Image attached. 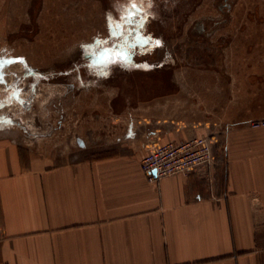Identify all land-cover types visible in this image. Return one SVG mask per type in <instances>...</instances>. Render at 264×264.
I'll list each match as a JSON object with an SVG mask.
<instances>
[{
  "label": "rangeland",
  "instance_id": "rangeland-1",
  "mask_svg": "<svg viewBox=\"0 0 264 264\" xmlns=\"http://www.w3.org/2000/svg\"><path fill=\"white\" fill-rule=\"evenodd\" d=\"M134 2L0 0V134L103 155L138 122L218 123L264 101V0ZM222 3V25L187 33Z\"/></svg>",
  "mask_w": 264,
  "mask_h": 264
},
{
  "label": "crops",
  "instance_id": "crops-1",
  "mask_svg": "<svg viewBox=\"0 0 264 264\" xmlns=\"http://www.w3.org/2000/svg\"><path fill=\"white\" fill-rule=\"evenodd\" d=\"M256 107L218 123L138 122L103 155L91 141L53 151L0 134V264H264V127H249L264 101ZM203 136L210 166L146 180L151 140Z\"/></svg>",
  "mask_w": 264,
  "mask_h": 264
},
{
  "label": "built area",
  "instance_id": "built-area-1",
  "mask_svg": "<svg viewBox=\"0 0 264 264\" xmlns=\"http://www.w3.org/2000/svg\"><path fill=\"white\" fill-rule=\"evenodd\" d=\"M264 127V122H255L251 128ZM212 142L208 137H194L181 142L159 143L151 140L140 168L150 183L177 174H188L200 166L212 164Z\"/></svg>",
  "mask_w": 264,
  "mask_h": 264
},
{
  "label": "flooded vegetation",
  "instance_id": "flooded-vegetation-1",
  "mask_svg": "<svg viewBox=\"0 0 264 264\" xmlns=\"http://www.w3.org/2000/svg\"><path fill=\"white\" fill-rule=\"evenodd\" d=\"M224 1V0H223ZM225 6V7H224ZM227 7H229L228 6V4L227 3H222V4H219L218 5V11H219V13H220V17L219 18H216V19H213L212 21L210 20V18H206V20H207V24L209 23V21L211 22V23H213L214 22V24H219L220 23V25H222L223 23H224V18H225V13H226V9H227ZM203 27V26H202ZM202 27L200 28L201 30H202ZM202 31H204V30H202Z\"/></svg>",
  "mask_w": 264,
  "mask_h": 264
},
{
  "label": "snow or ice",
  "instance_id": "snow-or-ice-1",
  "mask_svg": "<svg viewBox=\"0 0 264 264\" xmlns=\"http://www.w3.org/2000/svg\"><path fill=\"white\" fill-rule=\"evenodd\" d=\"M130 7L133 8V9L136 8V4H135L134 0H130ZM131 16H132V14L129 13V15L127 17H125V18L126 19H131Z\"/></svg>",
  "mask_w": 264,
  "mask_h": 264
},
{
  "label": "water",
  "instance_id": "water-1",
  "mask_svg": "<svg viewBox=\"0 0 264 264\" xmlns=\"http://www.w3.org/2000/svg\"><path fill=\"white\" fill-rule=\"evenodd\" d=\"M76 141L79 146H83V142L80 139H77Z\"/></svg>",
  "mask_w": 264,
  "mask_h": 264
}]
</instances>
